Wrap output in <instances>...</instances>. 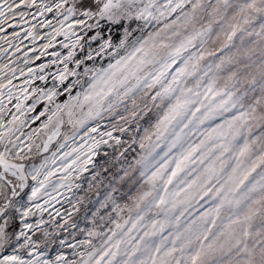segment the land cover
<instances>
[{
	"label": "snow or ice",
	"instance_id": "6c2138e0",
	"mask_svg": "<svg viewBox=\"0 0 264 264\" xmlns=\"http://www.w3.org/2000/svg\"><path fill=\"white\" fill-rule=\"evenodd\" d=\"M0 264H264V0H0Z\"/></svg>",
	"mask_w": 264,
	"mask_h": 264
}]
</instances>
